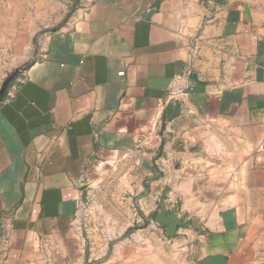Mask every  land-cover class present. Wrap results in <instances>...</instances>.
<instances>
[{"label":"crops","instance_id":"1","mask_svg":"<svg viewBox=\"0 0 264 264\" xmlns=\"http://www.w3.org/2000/svg\"><path fill=\"white\" fill-rule=\"evenodd\" d=\"M0 264H264V0H80L0 101Z\"/></svg>","mask_w":264,"mask_h":264},{"label":"rangeland","instance_id":"2","mask_svg":"<svg viewBox=\"0 0 264 264\" xmlns=\"http://www.w3.org/2000/svg\"><path fill=\"white\" fill-rule=\"evenodd\" d=\"M80 0H0V87L14 81L43 52L45 41L64 30Z\"/></svg>","mask_w":264,"mask_h":264},{"label":"water","instance_id":"3","mask_svg":"<svg viewBox=\"0 0 264 264\" xmlns=\"http://www.w3.org/2000/svg\"><path fill=\"white\" fill-rule=\"evenodd\" d=\"M21 70L22 69L15 70L3 81L0 87V101L4 98L18 72ZM156 220L160 223L169 224L171 229L170 234H173L174 230H176L177 226L180 224V220L176 217L175 212H173L170 216L167 215L163 200L160 202V213L157 214Z\"/></svg>","mask_w":264,"mask_h":264},{"label":"built area","instance_id":"4","mask_svg":"<svg viewBox=\"0 0 264 264\" xmlns=\"http://www.w3.org/2000/svg\"><path fill=\"white\" fill-rule=\"evenodd\" d=\"M119 74L123 75L124 74V71L119 72Z\"/></svg>","mask_w":264,"mask_h":264}]
</instances>
